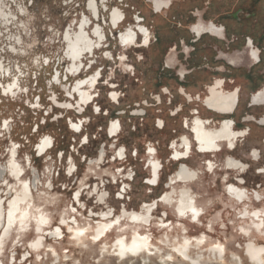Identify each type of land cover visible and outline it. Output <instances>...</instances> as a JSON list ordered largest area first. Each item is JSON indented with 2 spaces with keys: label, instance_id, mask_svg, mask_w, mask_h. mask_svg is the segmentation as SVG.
Masks as SVG:
<instances>
[{
  "label": "rangeland",
  "instance_id": "1",
  "mask_svg": "<svg viewBox=\"0 0 264 264\" xmlns=\"http://www.w3.org/2000/svg\"><path fill=\"white\" fill-rule=\"evenodd\" d=\"M1 1L2 11L7 14L9 21L0 20V86L5 94L3 96L0 90V165L4 166L8 162V150L16 148V160L24 171V179L33 181V177L36 175L37 182H39L36 188L38 192L36 189H32L33 204L42 208L46 217L51 221V226H55L62 215L68 219L72 217L69 213L72 206L71 195L83 188L86 190L82 201L88 210L101 212L104 207L106 208V206L97 207L92 201H87L91 190L99 186L100 192H105L110 196L107 207L114 209L117 213L120 203L114 201V195L119 186L107 184V177L109 174H114L121 166L126 168L131 166L135 172V177L129 183L127 191L129 202L124 203L128 211H137L141 203H148L166 192V179L177 168L176 164L168 161V144L173 139L187 134L181 129L180 122L183 118L191 120L190 109L193 106L185 105L181 114L175 119L168 116L177 104H182L184 101L176 93L180 83L173 77L164 76L165 73H162V59L169 47L181 42L180 40L185 35L182 33V28H186L194 22L190 12H184L175 7L168 14L154 16L146 7L145 0H125L122 5L117 4L116 0H109L106 10L118 8L126 18L125 23L119 28V32L123 33L124 29L132 24L134 16L138 14L144 20L143 25L151 33L152 44L154 38L163 41V44L158 45V48L154 44L150 49L124 51L118 47L116 36L110 32L108 25L101 24L103 20L106 21L107 13L103 12L104 5H100L97 0L101 20L98 25H102L101 30L106 36L107 42L100 51L95 52L91 70L82 72L78 79L89 78L94 73L100 72L102 79L92 94L97 98L91 108L93 109L97 105L101 114L93 115L92 109L88 107L82 116H77L73 110L65 111L58 108L54 101L58 104H75L74 100L66 98L64 92V89H70L73 86L76 78L68 76L64 81L66 71L71 66L63 57L65 45L62 37L69 26L73 31L74 25L83 17L91 21L89 13L85 10L88 0ZM192 1L194 0H187V5H190L189 3ZM228 1H231L230 5L226 4L221 11L207 12L204 20L211 18L216 22H221L228 27L229 33H232V23L225 21L224 15L240 7L244 10H251L249 12L259 11V16L262 19L260 27H263L264 0ZM194 5L197 4H191V6ZM207 43L209 42L205 40L202 46ZM237 47L238 45H234V48ZM203 56L207 55L203 54ZM120 58H123L121 59L123 61H119ZM196 63H198L197 58L193 55L185 67L193 68ZM85 64L86 61H83V65ZM160 74L164 76L161 80L158 79ZM55 75H58L59 85L52 83ZM187 81L184 85L187 86V92L191 94L202 90L201 84L207 83L209 77L191 75ZM14 83L17 87L11 88L9 91L10 86ZM156 83L157 86H155ZM240 83H242L244 98L242 108L237 116L248 112L244 103L249 86L243 80ZM262 83V80H257L255 86ZM163 86L167 87L169 94L162 95L160 93L159 87ZM112 93L119 97L116 105L108 100ZM157 97H160V101L157 100ZM199 111L200 116H204L203 110ZM138 112H141L142 116H139L138 119L134 118L133 115ZM253 114L257 119L263 114V111H255ZM79 118H83L85 122L81 135L77 136L70 130L69 124L70 122L76 123ZM157 119L164 121L165 129L163 131H158L155 128ZM115 121L120 122L121 133L117 139L108 140L106 128ZM5 124L7 125L6 129H4ZM248 126L249 136L244 141L237 143L233 156L240 161L246 159L244 156L248 150L254 149L260 152V160L250 164V171L245 176V181L248 190H256L264 195V174L256 175L257 169L264 168V144L262 143L264 130L255 124ZM82 136H87V145H82L84 141L81 139ZM46 137L51 140L53 148L42 158H37L33 151L34 146ZM148 146L156 150V158L163 166L159 186L153 190H149L143 184V180L147 178V172L144 169L146 165L145 151ZM120 149L126 151V160L111 163L110 160L115 152ZM99 152H103L105 161L98 166L95 160ZM134 152L137 153L135 159L130 157ZM192 153L191 159L184 164L191 169L201 170V162L204 158L198 156L194 150ZM226 155V152H223L222 157H215L211 161L221 164ZM27 158L30 160V167L27 165ZM70 167H75L76 172L73 177L68 178L65 176V172ZM231 178H229L230 183ZM220 181V173L211 177L201 175L199 182L190 186V189L196 197L197 204L204 207L205 210V216L201 219V223L203 226L211 224L212 232L209 235L206 234L208 244L222 246L225 251L223 261L225 264H235L230 259L231 257H238L241 264H245L242 252L237 251L235 246L242 248L245 241L236 236V229L239 226L246 227V225L235 221V212L239 208L231 206L226 199ZM102 182L106 184L105 187H100ZM263 206L264 204L257 205L251 202L249 209L262 208ZM86 213L87 211L81 212L76 223L78 226L92 229L94 223L87 220ZM162 213H166L167 220L174 227V232L167 235L170 244H173L172 239L179 237L180 230H187L189 236H197L204 230V227H192L187 222H181L182 227L177 226L178 221L173 212L162 206L158 207L154 218H159ZM154 222L150 232L153 245L158 247L161 251L160 255L164 256L166 252L159 245V241L166 234L156 231ZM130 230L129 228L128 231ZM15 233L16 231L13 229L8 243L3 244L0 264H9L10 260H13L12 264H19L21 260L25 259V253L27 255L29 253L26 245L34 239L32 231L23 236L17 246L13 248L12 244L16 239ZM114 238L115 235L109 237L105 243L109 245ZM46 245L51 246V249L55 251L59 259L57 261H60L61 264H65L63 262L66 259H69V264H89L99 260V249L91 247L87 239L83 240L81 246L79 244L74 246L67 237L63 242H49ZM75 247H85L86 249L77 250ZM65 252L70 253L65 254ZM29 255L31 258L23 261V264H52L53 261L50 253L41 252L36 255L29 253ZM41 258H43L42 262ZM157 259L159 260L160 256L148 259L146 262L155 263L158 262ZM203 259L206 262L211 260L208 255H205ZM113 263L114 261L109 258L100 260V264Z\"/></svg>",
  "mask_w": 264,
  "mask_h": 264
},
{
  "label": "flooded vegetation",
  "instance_id": "2",
  "mask_svg": "<svg viewBox=\"0 0 264 264\" xmlns=\"http://www.w3.org/2000/svg\"><path fill=\"white\" fill-rule=\"evenodd\" d=\"M98 2L100 5H104L105 10L103 12L107 13L106 21L103 20L101 24L103 26L108 25L110 32H113V36H116L115 40L118 42L120 49L124 51L132 49L143 50L150 49L154 44L157 45H155L157 48L158 45L163 44V41L157 38H154V43L152 44L151 33L143 25L144 20L138 14L134 16L132 24L127 26L123 33L119 32V28L125 23V15L118 8H112L110 11L106 10L109 0H99ZM116 2L122 5L125 0H116ZM230 2L228 0H194L190 3L188 2L190 5H187V0H145L146 7L150 9L154 16L164 13L168 14L175 7H178L181 11L190 12L191 16H193L192 20H194L190 26L182 28V33L185 35L180 40L181 42L178 45L169 47L162 59V73L164 72V76H171L180 83L176 93L184 101L182 104H177L168 116L171 119H175L181 114L185 105L193 106L190 109L191 120L183 118L180 122L181 129L186 131L187 134L181 135L175 140L173 139L168 144V161L176 164L177 168L166 179V192L148 203H141L137 211H128L124 203L129 202L127 191L129 190V183L135 177V172L131 166L127 168L121 166L114 174H109L107 177V184L119 186L117 193L114 195V201L120 203L117 213H115L114 209L107 207V201L110 196L105 192H100L98 190L99 186L91 190V193L87 196V201H92L97 207L106 206V208L104 207L101 212L88 210L82 201L86 190L83 188L71 195L72 206L69 213L72 217L70 219L62 215L55 226L52 227L51 223L43 225L40 221L48 218L40 206L33 204L32 196V189L37 188L38 179L36 175H34L33 181L24 179V171L17 163V151L13 147L8 150V162L4 166L0 165V246L3 247L4 228L8 227V213L12 211L10 234L14 229L16 237L19 235L21 239L29 231H32L34 239L26 245L27 251L32 255L41 252L50 253L51 259H53L52 264H61V262L57 261L58 256L51 249V246L46 244L49 242H63L66 237L74 246L76 244L81 246L83 240L87 239L91 247L99 249V260L89 264H100V260H106L107 258L112 259L114 261L113 264H192L193 261H196L197 264H225L223 262L225 251L222 248L223 251L221 253L217 248L218 245H221L208 244L207 242L206 234H211L212 230H209V225L203 226L201 223V219L205 216V210L204 207L197 204L196 197L190 189V186L199 182L201 175L211 177L220 173V183L223 185L224 196L231 206L239 208L237 211L235 209L236 212L233 211L235 212V221H240L246 225V227L239 226L236 229V236L241 237L245 242L242 248L241 246H235V249L242 252L245 264H263L264 224H262V221H264V206L262 208L249 209V204L251 202L257 205L264 204V195L256 190H248L245 181V176L250 171V164L257 163L260 160V152L254 149L248 150L244 156L246 159H241L240 161L233 154L237 143L244 141L249 136L248 125L255 124L264 130V21L262 23L263 27H260L262 19L259 16V11L249 12L251 10H244L240 7L224 15V20L231 22L233 25H231L232 33H229L228 27L221 22H216L211 18L204 20L207 12L211 10L221 11L226 4L230 5ZM192 3L197 5L191 6ZM85 10L89 13L91 21L83 17L74 25L73 31H71V26H69L62 37L65 45L63 57L71 66L66 71L64 81H66L68 76L76 78L73 86L70 89H64V92L66 93V98L74 100L75 104H58L54 101L58 108L65 111L73 110L77 116H82L86 109L88 107L91 108L94 104L97 96L92 94L102 79L100 72H96L85 79H78V77L82 72L91 70L94 64L95 52L100 51L107 42L106 36L101 30L102 25H98L101 20L97 0H88ZM114 13H119L120 15L117 16ZM0 20L9 21L7 14L2 11L1 0ZM145 35H147V42H145ZM205 40L209 43L202 46ZM234 45H238V47L234 48ZM203 54L207 56H203ZM193 55L197 58L198 63L193 68L189 66H186L189 67L186 68L185 64L187 63L188 65ZM83 61H86L85 65H83ZM119 61L123 60L120 58ZM72 69L78 70L73 72ZM191 75L209 77V81L201 84L202 90L190 94L184 84L188 82L187 80ZM164 76L160 74L158 79L161 80ZM89 80L94 82L91 84L85 83V81ZM242 80L249 86L246 92V102L244 103L248 112L237 116L242 108V100L244 98L242 83H240ZM257 80H262L263 83L255 86ZM52 83L55 85L60 84L58 75L53 77ZM78 84L80 87L77 91L75 89ZM157 85L156 83L155 86ZM159 89L162 95L169 94L166 86L159 87ZM3 93L1 90V94L5 96ZM82 93L87 94L88 99L86 101L82 97ZM113 95L116 94H110L108 100L116 105L119 97L116 95V99L113 100ZM157 100L160 101V97H157ZM62 105H69V107H62ZM199 110H203L204 116H200ZM260 110L263 111V114L257 119L254 118L253 112ZM92 113L98 116L101 114V110L95 105ZM140 113L138 112L133 117L138 119L139 116H142ZM84 122L83 118H79L76 123L70 122V130L77 136L81 135ZM113 124L116 125L115 129H113ZM73 125H77L79 130L77 131ZM6 126L5 124L4 129H6ZM155 128L158 131H163L165 129L164 121L157 119ZM120 133L121 126L119 121L111 122L106 128L108 140L117 139ZM46 138L49 139L48 137ZM46 138L41 139L34 146L33 151L37 158H42L53 148L52 143L50 147H44ZM81 139L84 140L83 146L88 144L87 136H82ZM262 141L264 144V136ZM193 150L198 156L204 158L201 162V170L191 169L184 164L191 159ZM223 152H226L227 155L221 164L211 161L215 157H222ZM120 153L121 149L115 152L110 162L125 161L127 158L126 151L123 149L122 156ZM156 156V150L148 146L145 151L146 165L144 169L147 172V178L143 180V184L149 190L158 188L162 176L163 166ZM130 157L135 159L137 153L134 152ZM104 161L103 152H99L95 163L99 166ZM26 162L30 167L29 158L26 159ZM157 164H159V168L155 167ZM13 165L19 168V174H13L16 172V168ZM75 172L76 168L70 167L65 172V176L71 178ZM263 174L264 168L256 170V175ZM232 175L233 177L231 178ZM229 178H231V183ZM153 179L156 180L155 184L147 183V181ZM5 181H7L6 184L4 183ZM105 186L104 182L100 185V187ZM48 188H50V185H48ZM10 189L14 190L10 191ZM36 191L38 192L37 189ZM6 192L8 193V198H4V193ZM77 193H79L78 196L76 195ZM40 199L42 198L40 197ZM13 200L17 201L15 210L9 207V202ZM101 200L103 201L102 203L100 202ZM81 204L84 205V208H80ZM153 205H155L154 208ZM159 206L173 212L175 219L178 221L177 226H182L181 222H187L192 227H204L203 232L197 236H189L187 230H180L179 237L172 239L173 244H170L171 242L168 240L167 235L174 232V227L167 220L166 213H162L159 218H154V213ZM191 209L200 211L195 220L192 219L193 212ZM86 211L87 220L94 223L91 231H84L86 227L78 226L76 223L77 218L80 217L77 213H85ZM109 211H111V216L107 215ZM181 212L184 213L183 216H181ZM257 212L261 213L259 218L252 215ZM90 213H92L91 216ZM21 217H24L23 223L27 225V230L24 232L19 231L21 228ZM61 219L65 220L64 224L59 223ZM153 222L156 231L166 234L159 241V245L165 249L166 254L164 256H161L160 249L153 245V238L150 234ZM161 222L167 227H160ZM56 228L60 230L59 236L53 237L48 234ZM70 228L72 229L71 231H69ZM78 228L79 231L83 232L82 235H78ZM129 228L131 229L130 231H128ZM114 235L115 238L107 245L105 243L106 240ZM31 244H37L38 246L33 249L29 247ZM75 248L77 250L86 249L85 247ZM69 253L65 252V254ZM205 255H208L211 260L208 262L204 261ZM159 256L158 262H146L148 259L158 258ZM169 256L171 259H168ZM185 256L188 259H185ZM1 258L2 251L0 252ZM29 258H31L30 255L23 261ZM230 259L235 264L242 263L238 257H231ZM42 260L43 258H41V262ZM12 262L13 260H10L9 264H12ZM63 263L69 264V259L64 260Z\"/></svg>",
  "mask_w": 264,
  "mask_h": 264
},
{
  "label": "clouds",
  "instance_id": "3",
  "mask_svg": "<svg viewBox=\"0 0 264 264\" xmlns=\"http://www.w3.org/2000/svg\"><path fill=\"white\" fill-rule=\"evenodd\" d=\"M114 15L119 16L120 14H119V13H114ZM141 31H143V29H141ZM145 42H147V35H145ZM121 59H123V58H121ZM77 70H78V69H72L73 72H75V71H77ZM93 82H94V81H92V80L85 81V83H89V84H91V83H93ZM14 87H17V85H16L15 83H14L13 85L10 86L9 91L11 90V88H14ZM79 87H80V85L78 84V85H77V88H76L75 90L78 91V90H79ZM81 95H82V97L85 99V101L88 99L86 93H82ZM54 99H55V98L53 97V100H54ZM112 99L115 100V99H116V95H113V96H112ZM62 107H69V105H62ZM97 111H98V109H97ZM73 127H74L77 131L79 130V128H78L77 125H73ZM115 128H116V125L113 124V129H115ZM51 143H52L51 140H49V139L46 138V139L44 140V147H50V146H51ZM173 146H174V145H173ZM41 151H43V149H41ZM120 154H121V156H122V154H123V149H121V153H120ZM13 167L16 168V172H14L13 174H14V175L19 174V172H20L19 168L16 167L15 165H13ZM155 167L159 168V164L155 165ZM4 183L6 184L7 181H5ZM37 183H39V182H37ZM147 183L155 184V183H156V180L153 179V180L147 181ZM25 187H27V186L25 185ZM12 190H14V189H10V191H12ZM76 195L78 196L79 193H77ZM4 196H5V198H7L8 193H7V192L4 193ZM100 202L102 203L103 201L101 200ZM16 203H17L16 200L10 201V202H9V207H10V209L15 210ZM154 207H155V205H153V208H154ZM80 208H84V205L81 204V205H80ZM72 211H74V210H72ZM191 211L193 212L192 219L195 220V219H196V216L199 215L200 211H197V210H195V209H191ZM12 215H13V212L10 211V212L8 213V227H7V228H4V235H3V237H2L4 244H7V243H8L9 234H10L11 226H12ZM77 215L79 216L80 214L77 213ZM91 215H92V213H90V216H91ZM107 215H108V216H111V211H109V213H107ZM183 215H184V213L181 212V216H183ZM245 215H247V213H245ZM252 215H254V216H256V217L259 218V217L261 216V213H258V212H257V213H253ZM122 218H123V217H122ZM20 219H21V228H20L19 231H20V232H24V231L27 230V225L23 223V219H24V217H21ZM82 219H83V218H82ZM50 222H51V221H50L49 219H42V220L40 221V223L43 224V225H49ZM59 223H60V224H64V223H65V220H64V219H61V220L59 221ZM73 223H75V222H73ZM262 224H264V221H262ZM159 226H160V227H167V225H164L162 222L160 223ZM180 227H182V226H180ZM37 230L39 231V229H37ZM71 230H72V229L70 228L69 231H71ZM209 230H211V224L209 225ZM84 231H91V229H90V228H84ZM48 234L51 235V236H53V237H57V236L60 235V230H59V228H56L54 231H52L51 233H48ZM82 234H83V232L79 231V228H78V235H82ZM19 240H20V236L17 235V237H16V241L13 242V244H12V247H13V248H15V247L17 246V243L19 242ZM37 246H38L37 244H31V245H29V247H32L33 249H35ZM217 248H218V250L221 251V253H222V251H223L222 247L218 245ZM0 251H2V246H0ZM13 255H14V253H13ZM26 257H27V253H25V258H26ZM37 259H39V257H37ZM168 259H171V257L169 256ZM185 259H188V257L185 256ZM19 264H23V260H21V261L19 262ZM192 264H197V262H196V261H193Z\"/></svg>",
  "mask_w": 264,
  "mask_h": 264
}]
</instances>
